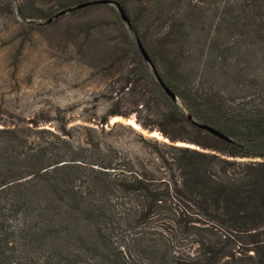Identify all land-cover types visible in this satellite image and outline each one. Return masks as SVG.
Instances as JSON below:
<instances>
[{
  "label": "trees",
  "instance_id": "1",
  "mask_svg": "<svg viewBox=\"0 0 264 264\" xmlns=\"http://www.w3.org/2000/svg\"><path fill=\"white\" fill-rule=\"evenodd\" d=\"M48 1L19 16L118 12L63 30L108 106L0 121V264H264V0ZM116 116L167 141L128 123L143 147L125 152Z\"/></svg>",
  "mask_w": 264,
  "mask_h": 264
},
{
  "label": "rangeland",
  "instance_id": "2",
  "mask_svg": "<svg viewBox=\"0 0 264 264\" xmlns=\"http://www.w3.org/2000/svg\"><path fill=\"white\" fill-rule=\"evenodd\" d=\"M60 1L66 0H49L45 7L55 9ZM20 3L21 0H0V121L21 122L39 112L51 116L58 107L75 120L71 124L79 123L81 116L98 119L108 106L103 94L105 77L93 68L92 53H76L69 46L71 37L63 30L76 18L87 20L100 14L111 26L119 17L118 12L98 8L69 14V9L48 23L21 18ZM117 120L124 128L113 126ZM129 122L145 137L167 141L158 132L142 130L132 118L116 116L109 119L106 137L119 149L141 152L140 146L143 147L138 136L129 130Z\"/></svg>",
  "mask_w": 264,
  "mask_h": 264
},
{
  "label": "water",
  "instance_id": "3",
  "mask_svg": "<svg viewBox=\"0 0 264 264\" xmlns=\"http://www.w3.org/2000/svg\"><path fill=\"white\" fill-rule=\"evenodd\" d=\"M112 3L115 4V5L117 6V9H118V11H119V13H120L121 18H122L124 21H126L127 23H129V18H128V16L126 15V12H125V10L123 9V7H122L119 3H115V2H112ZM138 47H139V49H140V51H141L143 57H144L147 61H149V57H148V55H147V53H146V51H145V49H144V47H143V45L141 44L140 41H138ZM159 80H160V79H159ZM160 82H161V81H160ZM164 88H165L166 92L171 96V98L175 99V95H174V94H173L168 88H166L165 86H164ZM129 123H130V122H129ZM134 124H136V123L134 122ZM197 125L200 126V127H202V128L208 129L209 131H211V132H213V133H215V134H217V135H219V136H221V137H223V138H227L226 136L222 135L221 133H219L218 131H216L215 129H213V128L207 126V125H201V124H197Z\"/></svg>",
  "mask_w": 264,
  "mask_h": 264
}]
</instances>
